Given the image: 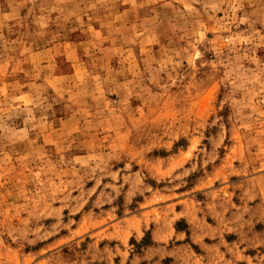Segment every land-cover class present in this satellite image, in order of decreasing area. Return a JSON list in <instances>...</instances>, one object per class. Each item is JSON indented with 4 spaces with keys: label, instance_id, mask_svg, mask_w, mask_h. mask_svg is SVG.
<instances>
[{
    "label": "rangeland",
    "instance_id": "rangeland-1",
    "mask_svg": "<svg viewBox=\"0 0 264 264\" xmlns=\"http://www.w3.org/2000/svg\"><path fill=\"white\" fill-rule=\"evenodd\" d=\"M0 264H264V0H0Z\"/></svg>",
    "mask_w": 264,
    "mask_h": 264
}]
</instances>
